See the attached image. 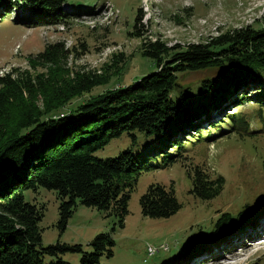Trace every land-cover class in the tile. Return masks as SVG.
I'll use <instances>...</instances> for the list:
<instances>
[{"label": "trees", "instance_id": "obj_1", "mask_svg": "<svg viewBox=\"0 0 264 264\" xmlns=\"http://www.w3.org/2000/svg\"><path fill=\"white\" fill-rule=\"evenodd\" d=\"M64 3L0 0V20L14 13L16 24H58L66 21ZM137 21L138 12L134 29H138ZM68 54L63 44L50 43L28 57L31 66L44 67L46 73L34 75L14 67L0 74V264H69L60 257L67 252L79 253V264H97L102 256L111 257L115 244L111 232H100L89 241L90 251L77 243L43 245L38 226L43 207L27 202L22 191L42 186L57 192L60 230L65 229L78 201L116 217L123 226L129 199L148 158L141 161L130 149L100 158L97 150L124 131L135 142L137 131L143 142L157 148L148 154L173 147L182 153L193 136L212 132L220 128V122L234 117L235 111L228 112V107L234 109L245 101L264 104V25H246L184 47L144 41L141 54L153 61L154 71L63 113L58 111L71 99L101 84L96 73L69 69ZM207 69L216 72L200 78L196 85L179 82L178 73ZM229 128V132L235 130L233 124ZM224 183L221 175L211 177L196 165L189 193L211 200L222 192ZM139 205L143 215L153 218L169 217L181 208L172 187L160 183L148 185ZM250 210L245 203L236 214L222 213L213 224L211 244L264 219V209L253 215ZM209 246L205 241L195 242L187 252L163 264H179L192 249ZM46 256L51 259L46 261Z\"/></svg>", "mask_w": 264, "mask_h": 264}, {"label": "rangeland", "instance_id": "obj_2", "mask_svg": "<svg viewBox=\"0 0 264 264\" xmlns=\"http://www.w3.org/2000/svg\"><path fill=\"white\" fill-rule=\"evenodd\" d=\"M62 7L67 12L66 21L58 24H16L14 13L0 20V74L14 67L34 75L46 73L44 67L31 66L28 57L37 55L47 44H63L69 52V69L96 73L101 80V84L74 97L58 111L63 113L154 71L153 61L141 54L144 41L160 40L166 47H184L246 25H264V0H65ZM77 9L80 13L72 14ZM137 12L138 29H134ZM215 72L178 73L179 82L196 85L200 78ZM247 102L234 109L228 107V112L235 111L230 117L233 119L220 122V128L212 132L198 134L201 138L193 136L182 153L173 147L148 154L157 148L143 142L137 131L135 142L124 131L97 150L95 155L100 158L116 156L125 149L135 157L141 156V161L148 158L129 199L123 226L116 217H107L103 211L78 201L65 229L60 230L57 223L61 200L57 192L42 186L23 190L27 202L43 207L38 222L42 244L77 243L90 251L89 241L100 232H111L113 255L102 256L97 264H163L198 241L210 246L192 249L179 264H264V219L211 244L213 224L222 213L236 214L245 203L251 206L250 215L264 209V104ZM232 124L235 130L229 132ZM209 133L220 135L211 138ZM170 155L175 157L169 159ZM196 165L211 177L224 178L217 197L202 200L189 193ZM151 183L172 187L181 208L166 218L143 215L139 197ZM60 257L69 264H79V253L67 252ZM50 259L45 257L46 261Z\"/></svg>", "mask_w": 264, "mask_h": 264}, {"label": "water", "instance_id": "obj_3", "mask_svg": "<svg viewBox=\"0 0 264 264\" xmlns=\"http://www.w3.org/2000/svg\"><path fill=\"white\" fill-rule=\"evenodd\" d=\"M166 63H167V61L164 62V64H166Z\"/></svg>", "mask_w": 264, "mask_h": 264}, {"label": "bare ground", "instance_id": "obj_4", "mask_svg": "<svg viewBox=\"0 0 264 264\" xmlns=\"http://www.w3.org/2000/svg\"><path fill=\"white\" fill-rule=\"evenodd\" d=\"M254 228V227H253Z\"/></svg>", "mask_w": 264, "mask_h": 264}]
</instances>
